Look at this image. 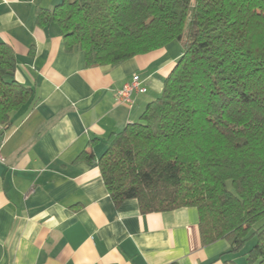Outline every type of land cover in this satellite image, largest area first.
<instances>
[{
	"label": "trees",
	"instance_id": "16d2710c",
	"mask_svg": "<svg viewBox=\"0 0 264 264\" xmlns=\"http://www.w3.org/2000/svg\"><path fill=\"white\" fill-rule=\"evenodd\" d=\"M38 21L59 26L88 66L117 65L177 40L161 94L113 135L99 159L114 203L142 213L196 207L203 243L264 264V0H61ZM0 40V124L34 99ZM226 264H239L235 259Z\"/></svg>",
	"mask_w": 264,
	"mask_h": 264
},
{
	"label": "crops",
	"instance_id": "0c3cea01",
	"mask_svg": "<svg viewBox=\"0 0 264 264\" xmlns=\"http://www.w3.org/2000/svg\"><path fill=\"white\" fill-rule=\"evenodd\" d=\"M61 0H0V40L17 57L15 78L34 99L0 124V264H226V239L203 243L196 207L142 213L116 205L99 159L109 139L158 97L181 50L167 46L117 65L88 66L65 48L39 9ZM134 77L147 88L116 94Z\"/></svg>",
	"mask_w": 264,
	"mask_h": 264
},
{
	"label": "built area",
	"instance_id": "2783aa9c",
	"mask_svg": "<svg viewBox=\"0 0 264 264\" xmlns=\"http://www.w3.org/2000/svg\"><path fill=\"white\" fill-rule=\"evenodd\" d=\"M146 91L147 88L142 84L138 77H134L117 91L116 98L118 102L130 104L132 102L133 93H145ZM0 160L3 161L4 159L1 157Z\"/></svg>",
	"mask_w": 264,
	"mask_h": 264
},
{
	"label": "rangeland",
	"instance_id": "374dc122",
	"mask_svg": "<svg viewBox=\"0 0 264 264\" xmlns=\"http://www.w3.org/2000/svg\"><path fill=\"white\" fill-rule=\"evenodd\" d=\"M173 43H175L174 44L175 47H177L179 50H182V45L179 41L174 40ZM255 241H256L255 238H251V240H249L245 244V246L243 247V249L240 252L234 254V258L239 264H249V262L247 261V257L244 255V252H247L253 246Z\"/></svg>",
	"mask_w": 264,
	"mask_h": 264
}]
</instances>
